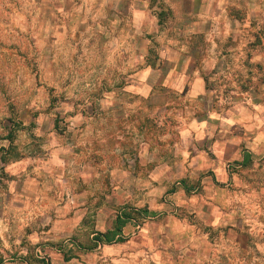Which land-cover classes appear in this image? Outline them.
<instances>
[{
    "label": "rangeland",
    "instance_id": "1",
    "mask_svg": "<svg viewBox=\"0 0 264 264\" xmlns=\"http://www.w3.org/2000/svg\"><path fill=\"white\" fill-rule=\"evenodd\" d=\"M218 5L214 0H0V214L6 219L1 264H50L51 255L66 264L65 254L77 257L73 264H264V152L245 168H226L228 179L219 184L221 225L200 227L194 218L195 234L174 243L151 222L152 249L124 250L126 259L101 249L80 250L92 246L90 218L80 223L87 230L61 229L53 237L54 221L41 217L54 219V208L63 207L55 199L80 192H88L90 206L102 207L118 171L133 176L177 160L179 122L190 119L184 107L195 104L170 90L166 110L148 106L161 98L144 97L150 77L141 73L143 37L155 67L165 50L192 54L197 47L206 60L207 88L222 100L217 102L222 110L237 107L243 95L264 105V0H218ZM161 12L164 22L158 26ZM204 21L209 24L195 27ZM209 56L218 61L209 65ZM152 79L159 82L160 75ZM196 111L202 114V108ZM87 133L93 135L88 141ZM83 167L87 189L79 180ZM56 171L69 187L55 186ZM204 178L193 175L191 187Z\"/></svg>",
    "mask_w": 264,
    "mask_h": 264
},
{
    "label": "crops",
    "instance_id": "2",
    "mask_svg": "<svg viewBox=\"0 0 264 264\" xmlns=\"http://www.w3.org/2000/svg\"><path fill=\"white\" fill-rule=\"evenodd\" d=\"M214 2L219 6L218 0ZM216 22V19L211 21L210 26L213 30L211 33L209 30V42L213 51L216 45L211 36L215 32ZM203 23L209 24L208 21L199 22L195 27H200ZM192 34L195 35L196 32L192 31ZM140 41L144 44L141 59L143 61L145 59L141 73L150 77L149 84L145 83L143 87L144 97H149V100L153 97L161 98L159 104L149 102L148 106L166 110L171 103L165 94H169L170 90H175L183 95L185 100L189 99L195 104L184 107L188 110L186 112L190 115V119L187 122H179L181 126L177 129L176 135L179 143L175 145L177 160L160 163L148 171L145 170L144 173L134 172L133 176L122 170L118 171L119 180L111 182L112 190L110 195L105 196L104 203L101 202L104 205L102 207L90 206L88 192H80L78 196L68 195L66 199H62L63 196L55 199L63 207L54 208L53 212L57 214L53 216L54 219L50 218L49 214L41 216L47 221L51 219L54 221L50 229L54 234L53 237L59 235L61 229L68 234H73L81 227L87 230L88 226L80 223L84 218H90L93 222H91L89 239L93 245V237L110 230L121 211L126 209V211L140 212V219L130 220L123 227L122 243L99 244L96 247L91 246L92 248L88 250L79 248L88 252L101 249L105 254L110 251L114 256H123L125 259L126 253H122L124 250L152 249V234L147 229V225L151 222L159 232H165L174 243L181 236L191 237L195 234V227L192 224L194 218L200 227V224L205 222H208L211 228L221 225L222 215H219L218 207L219 197L224 194V190L219 188V184L228 179L226 168L233 164L245 168L252 158L264 152V105L260 99L253 96L247 99L243 95V101L237 107L229 106L222 110L217 104V102L221 104L222 100L217 101L216 94L207 88L203 76L205 68L202 67L206 60L202 58V53L197 51V47L191 48L192 54L165 50L159 55L161 66L155 67L149 62L148 38L143 37ZM207 58L209 65L218 61L212 56ZM252 60L256 62L258 59ZM159 75L160 81H153L152 77ZM166 91L167 93H161ZM200 108L202 114L197 115L196 110ZM85 136V140L88 141L93 135L87 133ZM148 148V145L144 144L142 149L144 154ZM245 155L249 158L247 165L242 167L241 163ZM86 168L83 167V174L80 175L79 180L87 189L91 185L88 183ZM60 170L62 173L61 168ZM196 174L203 175L205 180L198 181L199 187L194 189L190 182L192 176ZM94 175L95 182L100 188L102 180L98 179L97 170ZM142 175L143 179H139ZM55 181L56 187L60 186L63 189L69 187V182L59 178L57 171ZM65 210L70 211L68 216L65 215ZM4 220L6 219L0 214V234L6 229ZM51 258L50 264H60L61 258L58 255H51ZM75 259L77 257L73 254L63 255V262L66 264H73ZM129 259L125 262L129 263Z\"/></svg>",
    "mask_w": 264,
    "mask_h": 264
},
{
    "label": "trees",
    "instance_id": "3",
    "mask_svg": "<svg viewBox=\"0 0 264 264\" xmlns=\"http://www.w3.org/2000/svg\"><path fill=\"white\" fill-rule=\"evenodd\" d=\"M161 13L157 14V20H158V25L162 26L163 25V20L161 19ZM248 156H244V161L241 163V166H246L248 162ZM145 212V211H144ZM141 218L140 212H133V211H126L124 209L121 211L115 218V221L113 223V227L106 231L105 233L102 234H97L93 237V245L92 247H96L97 245H108L112 243H122V237H121V232L123 227L130 221V220H138ZM91 247V248H92ZM68 261V259H66Z\"/></svg>",
    "mask_w": 264,
    "mask_h": 264
}]
</instances>
